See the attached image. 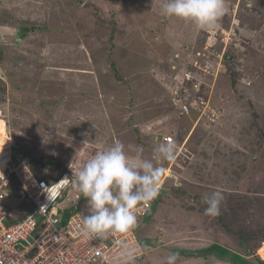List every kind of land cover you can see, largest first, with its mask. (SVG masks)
I'll list each match as a JSON object with an SVG mask.
<instances>
[{
    "label": "rangeland",
    "instance_id": "1",
    "mask_svg": "<svg viewBox=\"0 0 264 264\" xmlns=\"http://www.w3.org/2000/svg\"><path fill=\"white\" fill-rule=\"evenodd\" d=\"M165 2L0 0V109L10 148L27 154L37 177L50 178L57 170L34 155L75 169L116 141L130 155L143 147L145 159L171 142L175 159L158 166L175 171L167 187L182 185L137 218L147 252L137 264H165L171 253L176 264H261L264 0H225L228 11L206 30L165 17ZM201 185L222 191L220 215L205 214L203 193L183 194ZM20 191H8L12 212L29 205ZM77 194L71 185L59 212L70 214ZM193 243L204 247L194 252Z\"/></svg>",
    "mask_w": 264,
    "mask_h": 264
},
{
    "label": "clouds",
    "instance_id": "2",
    "mask_svg": "<svg viewBox=\"0 0 264 264\" xmlns=\"http://www.w3.org/2000/svg\"><path fill=\"white\" fill-rule=\"evenodd\" d=\"M228 11L225 0H166L162 5L165 17H177L206 30ZM12 138V137H11ZM176 146L171 142L154 147L153 157H143V147L130 155L119 141L95 152L83 164L72 169V186L87 200L89 214L84 216L80 231L85 236L103 239L109 235L129 232L137 224L136 210L159 195L163 169L161 161L175 159ZM65 177L63 180H68ZM207 205L205 214L218 216L224 199L222 191L213 190L202 196ZM177 253L167 256L165 264H176ZM131 252L120 254L118 264H133Z\"/></svg>",
    "mask_w": 264,
    "mask_h": 264
},
{
    "label": "built area",
    "instance_id": "3",
    "mask_svg": "<svg viewBox=\"0 0 264 264\" xmlns=\"http://www.w3.org/2000/svg\"><path fill=\"white\" fill-rule=\"evenodd\" d=\"M188 107L183 104V111ZM172 139V136L165 138ZM9 150L7 157L0 158V264H118L124 252L132 253L133 264L144 259L147 252L135 227L129 232L99 239L81 233L82 213H72L63 220L56 205L72 183L71 176L64 173L51 183L46 178H36L13 149ZM66 176L69 179L63 180ZM14 183L24 191L33 210L22 219L10 222L13 207L5 201L8 191L14 190ZM153 201L138 205L137 218L148 213Z\"/></svg>",
    "mask_w": 264,
    "mask_h": 264
},
{
    "label": "trees",
    "instance_id": "4",
    "mask_svg": "<svg viewBox=\"0 0 264 264\" xmlns=\"http://www.w3.org/2000/svg\"><path fill=\"white\" fill-rule=\"evenodd\" d=\"M24 29H26V30H28L29 28H24ZM27 151V150H26ZM25 151V152H26ZM32 155H34V154H32ZM22 156L24 157V159L25 160H27L26 162H28L29 160L27 159V154H22ZM35 157H36V161L37 162H39V163H41V165L42 166H48L49 167V169L50 170H52V171H54L55 172V170H57V173H54L53 174V176H51V177H53L54 179H56V178H58L60 175H62L63 173H69L71 176H72V169L71 168H73V166L70 164V163H65V162H61V161H59V162H54V161H52V160H49V159H47V160H43V159H40L39 157H38V155H34ZM28 164V163H27ZM74 169V168H73ZM173 174H175V171L172 173L171 172V174H169V175H166L165 174V171L162 173V175H161V178H160V181H159V185H160V189H159V195L156 197L157 198V201L158 202H160L161 204L163 203L162 202V197H163V194L165 193H169V192H171L172 191V188H173V186L175 187V189H179V187H181V185L182 184H175L176 182L173 180V182H174V185L172 186L171 185V189H170V186H166V183L169 181V178L170 177H173L174 175ZM175 177V176H174ZM177 177V176H176ZM177 178H179V176L177 177ZM71 185H72V183H71ZM70 185V186H71ZM163 185H165V187H163ZM69 186V187H70ZM68 187V188H69ZM67 188V189H68ZM185 192H183V194H188L189 195V197L188 198H191V199H194L193 197L194 196H196L197 194H193V191H191V190H189L188 188H184L183 189ZM178 191V190H177ZM64 195V194H63ZM62 195V196H63ZM193 197H192V196ZM61 196V197H62ZM197 196H199V195H197ZM60 197V198H61ZM76 198H77V200L75 201V203L72 205V208L74 209L70 214H72V213H75V212H81L84 216H86V215H88L89 214V210H88V204H87V200H86V198H84L83 197V195L82 194H77L76 195ZM24 199V198H23ZM25 200V199H24ZM60 200V199H59ZM201 198L200 199H198L197 198V201L198 202H201ZM26 201V200H25ZM27 202V201H26ZM28 203V202H27ZM202 206L204 207V206H207V205H205V204H202ZM21 207H23L24 208V213H23V215L25 214V213H27L28 211H30L31 210V206H30V204L28 205H23V206H21ZM20 207V208H21ZM153 208V203H152V205H151V208L149 209V211H148V213L150 212V210ZM202 213H203V211H201ZM18 213V212H17ZM147 213V214H148ZM65 215H64V219L66 218V217H68L70 214H67L66 212L64 213ZM220 215V214H219ZM15 216V215H14ZM19 217V213H18V215L15 217V219L16 218H18ZM17 220V219H16ZM10 222H13L12 220L10 221ZM222 223H223V225L224 226H226V222H223L222 221ZM225 228V227H224ZM226 231V230H225ZM259 239V237L258 236H250L249 237V241L251 242V241H253V240H258ZM262 241H264V236L262 237V238H260V241L259 242H262ZM246 246V244H243V243H241V246L242 247H244V246ZM218 246V244H217V242H215V243H213L211 246H209V247H207V248H205V251L206 252H208V253H213V250L216 248ZM255 252V251H254ZM251 253H250V251H246V253L245 254H243V257H247V255L249 256ZM257 257V256H256ZM259 261H260V259H259ZM259 263H261V264H264V260H261Z\"/></svg>",
    "mask_w": 264,
    "mask_h": 264
},
{
    "label": "bare ground",
    "instance_id": "5",
    "mask_svg": "<svg viewBox=\"0 0 264 264\" xmlns=\"http://www.w3.org/2000/svg\"><path fill=\"white\" fill-rule=\"evenodd\" d=\"M1 110V109H0ZM1 121H0V158H4V157H7V154H9V152H10V150H9V148H10V144H11V141H13L12 140V138L9 136V135H7V133H6V128H7V126H6V122H5V119L2 117V111H1ZM4 153V154H3ZM17 157H19V159L21 160V161H23L24 162V164L26 165V167L33 173V171L27 166V162L25 161V159H24V157L22 156V155H16ZM67 173V172H66ZM34 174V173H33ZM64 174V173H63ZM67 174H69V173H67ZM70 175V174H69ZM36 178H39V177H37L36 175H34ZM61 176V175H60ZM59 176V177H60ZM71 176V175H70ZM53 177H50V178H46L47 179V181L49 182V183H51V182H53V181H55L56 179H52ZM71 185V184H70ZM69 185V186H70ZM14 190V192L15 191H17V190H19L20 188H17V189H15L14 187H12ZM66 190H67V188H66ZM65 190V191H66ZM20 193H22L23 195H22V199L24 198L29 204H30V206H31V210L30 211H28L27 213H25L24 214V216H21V217H18V218H16L17 220H14L15 219V217H14V214L13 213H17L18 212V210L20 209V208H18V209H16L14 212H12V217L11 218H9L10 220H12L13 222H16V221H18V220H20V219H22L23 217H25L28 213H30L32 210H33V205H32V203L30 202V201H28V199L26 198V195L24 194V191L23 190H21L20 191ZM65 193V192H64ZM63 193V194H64ZM62 194V195H63ZM59 199H60V197L58 198V200H57V202L59 201ZM57 206V205H56ZM58 207V206H57ZM59 209V208H58ZM76 213V212H75ZM81 213V212H80ZM64 213H63V211H61L60 212V216H61V218L63 219V220H65L64 219Z\"/></svg>",
    "mask_w": 264,
    "mask_h": 264
},
{
    "label": "crops",
    "instance_id": "6",
    "mask_svg": "<svg viewBox=\"0 0 264 264\" xmlns=\"http://www.w3.org/2000/svg\"><path fill=\"white\" fill-rule=\"evenodd\" d=\"M1 108V107H0ZM2 111V110H1ZM165 143V142H164ZM167 143V142H166ZM167 175V174H166ZM192 186V185H191ZM201 186H203V185H201ZM12 187H14L15 189H17V188H19V186H18V184H16V183H14L13 184V186ZM189 189H192L191 191H193V192H195V193H198V192H201V193H203V194H205V193H208V192H212L213 190H216L217 189V187H215V186H203V188L201 189V190H199L198 188H196V187H192V188H190L189 187ZM22 199V196L19 198V200H21ZM199 204L200 205H202V204H204V203H202V202H199ZM181 207H183V206H181ZM205 207V206H204ZM18 208H20V207H18ZM18 208H15L14 210H13V212L16 210V209H18ZM179 208V207H178ZM191 214H192V216H195V218H200V217H202V215H203V213L200 211V208H198L196 211H194V212H191ZM213 217V216H212ZM196 220V219H195ZM196 221H198V220H196ZM210 223V222H209ZM224 233H223V237L225 238V239H227L226 238V235H227V231H223ZM213 243H211V244H209V246H211ZM192 246L191 247H193V251L194 252H197V251H199L200 249H201V247H204V246H200L198 243H196V244H191ZM209 246H205V248H207V247H209ZM199 249V250H198ZM181 261H182V263H189V261H186L185 259H181ZM180 261V262H181ZM215 261H216V264H217V260L215 259Z\"/></svg>",
    "mask_w": 264,
    "mask_h": 264
}]
</instances>
